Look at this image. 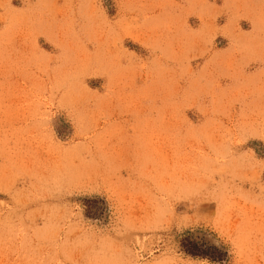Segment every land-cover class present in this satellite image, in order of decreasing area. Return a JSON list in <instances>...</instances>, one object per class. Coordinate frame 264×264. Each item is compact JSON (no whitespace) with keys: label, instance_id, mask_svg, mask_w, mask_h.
Segmentation results:
<instances>
[{"label":"rangeland","instance_id":"1","mask_svg":"<svg viewBox=\"0 0 264 264\" xmlns=\"http://www.w3.org/2000/svg\"><path fill=\"white\" fill-rule=\"evenodd\" d=\"M0 264H264V0H0Z\"/></svg>","mask_w":264,"mask_h":264},{"label":"trees","instance_id":"2","mask_svg":"<svg viewBox=\"0 0 264 264\" xmlns=\"http://www.w3.org/2000/svg\"><path fill=\"white\" fill-rule=\"evenodd\" d=\"M182 248L185 252L194 255V256H205L210 259H215V257L210 256L206 253L203 252L197 245L196 242L190 241L188 238L184 239L183 242L181 243Z\"/></svg>","mask_w":264,"mask_h":264}]
</instances>
